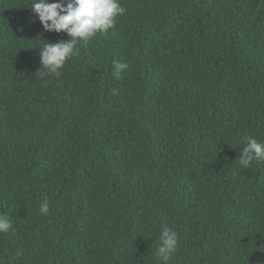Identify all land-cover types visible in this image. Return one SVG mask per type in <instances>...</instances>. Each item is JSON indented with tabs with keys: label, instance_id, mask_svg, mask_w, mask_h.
I'll return each mask as SVG.
<instances>
[{
	"label": "trees",
	"instance_id": "16d2710c",
	"mask_svg": "<svg viewBox=\"0 0 264 264\" xmlns=\"http://www.w3.org/2000/svg\"><path fill=\"white\" fill-rule=\"evenodd\" d=\"M120 4L55 77L67 34L0 0V264H158L164 227L166 264H264V0Z\"/></svg>",
	"mask_w": 264,
	"mask_h": 264
},
{
	"label": "clouds",
	"instance_id": "9594fccd",
	"mask_svg": "<svg viewBox=\"0 0 264 264\" xmlns=\"http://www.w3.org/2000/svg\"><path fill=\"white\" fill-rule=\"evenodd\" d=\"M30 8L44 31L64 32L68 36V39L56 42L44 40L46 43L32 46L39 47L40 65L44 69L42 75L55 77L61 75L60 70L66 61L79 54L78 45L86 47L97 34H107L109 29L115 27L116 18L125 12L120 0H30ZM113 64V75L116 77H119L121 70L128 68L126 63L114 61ZM241 142L244 147L236 160L241 167L247 169L254 159H264V142L250 135L242 136ZM39 211L45 215L48 213L47 199L41 202ZM10 228L11 220L0 216V233ZM158 240L154 258L158 264H166L178 248V234L164 227L159 232Z\"/></svg>",
	"mask_w": 264,
	"mask_h": 264
}]
</instances>
